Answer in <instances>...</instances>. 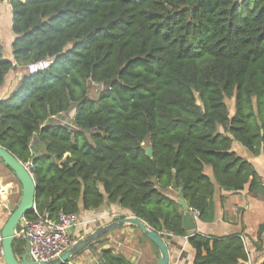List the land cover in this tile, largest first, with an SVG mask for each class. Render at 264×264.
Returning a JSON list of instances; mask_svg holds the SVG:
<instances>
[{"label": "trees", "instance_id": "16d2710c", "mask_svg": "<svg viewBox=\"0 0 264 264\" xmlns=\"http://www.w3.org/2000/svg\"><path fill=\"white\" fill-rule=\"evenodd\" d=\"M8 2L15 38L12 58L0 41V86L15 67L24 73L0 99V144L31 164L36 209L26 217L117 205L164 239L188 237L193 264H250L242 234L187 232L166 190H181L210 223L217 189H264L234 149L238 142L264 155V0ZM39 60L51 64L28 72ZM263 231L264 223L259 238ZM25 246L17 237L18 257ZM97 255L102 264H133L113 247Z\"/></svg>", "mask_w": 264, "mask_h": 264}, {"label": "crops", "instance_id": "0c3cea01", "mask_svg": "<svg viewBox=\"0 0 264 264\" xmlns=\"http://www.w3.org/2000/svg\"><path fill=\"white\" fill-rule=\"evenodd\" d=\"M14 38L11 5L8 0L0 1V41L4 46V52L8 58H12V43ZM23 73L24 71L21 67H15L10 71L4 84L0 86V99L8 97L15 90ZM71 113L73 114L72 117H74L73 110ZM65 116H62L61 120ZM234 149L240 155L245 154L244 147L238 142L234 143ZM242 156L244 157V155ZM245 158L255 165L262 177L261 186L264 187V155H249ZM12 184L13 186L11 187H0V236L3 225L10 216L9 205L16 207L21 197V189L19 190L15 183ZM166 193L178 199L179 191L176 189L170 188L166 190ZM218 193L225 196L223 205H225L226 210L222 208V201L220 198L218 200L216 191V219L213 222L206 223L198 218L196 233L215 235L240 233L247 244L250 254V264H262L264 261V231L261 238H259L258 230L259 226L264 223V197L257 192L250 193L249 184L239 194L232 195V192L227 191H220ZM229 209L230 213L226 212ZM121 210L117 205L104 204L100 209L84 211L80 215V223L72 229V235H74L76 240L83 238L97 227L110 223L111 219L109 216L111 212ZM106 237L105 243L102 245L98 244L96 251L94 249H86L80 255L73 258L71 262L76 264H102V260L97 255V252H100L102 248L108 247H113L116 252L122 253L133 264H153L155 259L156 262L158 260V248L157 254L155 251L153 252L150 244L152 242L150 240H148L149 243L144 242L141 230L135 226L126 225L122 228H117L109 232ZM166 239L171 256L170 264H193L195 250L189 244L188 237L167 234ZM0 264H6L4 258H0Z\"/></svg>", "mask_w": 264, "mask_h": 264}, {"label": "water", "instance_id": "95a60500", "mask_svg": "<svg viewBox=\"0 0 264 264\" xmlns=\"http://www.w3.org/2000/svg\"><path fill=\"white\" fill-rule=\"evenodd\" d=\"M149 156L153 155L150 148H147ZM0 158L8 166L21 184V197L16 207L9 205L10 216L3 225L1 237L3 245V258L6 264H63L75 257L78 253L88 248L98 238L105 234L126 225L138 227L158 248V260L156 264H170L171 256L168 244L164 237L152 229L145 221L140 218L127 215L108 224L97 227L95 230L86 234L83 238L66 250L60 257L51 261L37 262L30 257V243L25 240L26 246L24 253L18 257L14 252V242L17 238L16 230L21 220L26 214L36 209L37 184L32 174L31 168L19 160L12 152L0 144ZM181 192V190H179ZM178 202L182 207L184 229L189 232H196L198 229L197 219L191 212L188 202L178 195Z\"/></svg>", "mask_w": 264, "mask_h": 264}, {"label": "built area", "instance_id": "2783aa9c", "mask_svg": "<svg viewBox=\"0 0 264 264\" xmlns=\"http://www.w3.org/2000/svg\"><path fill=\"white\" fill-rule=\"evenodd\" d=\"M50 64L51 60H39L29 63L26 69L34 73L48 68ZM191 212L196 219L199 218L198 211L191 208ZM79 223L80 215L78 214L61 212L58 218L54 219L49 212L37 213L36 219L25 216L21 220L16 236L29 241L31 259L37 262L51 261L60 257L77 242L71 231ZM3 255L2 237L0 236V258H3Z\"/></svg>", "mask_w": 264, "mask_h": 264}, {"label": "rangeland", "instance_id": "374dc122", "mask_svg": "<svg viewBox=\"0 0 264 264\" xmlns=\"http://www.w3.org/2000/svg\"><path fill=\"white\" fill-rule=\"evenodd\" d=\"M97 90H98L97 85L93 84L92 85V89H91V96L92 97H94L97 94ZM233 103H234L233 100H228V104H229V107L231 109V114H233V112H234V109H233V105L234 104ZM71 112L69 114H67L63 118L64 124H67L68 121H70V120H66V119L72 117L73 114ZM72 118H70V119H72ZM244 150H245V154H242V155H244V157H247L249 155L253 156L245 147H244ZM207 172L210 173V168L209 167L207 168ZM261 180H262V177H261ZM12 183H15L16 186L19 188V190L21 189V184L18 181V179L16 178V176L6 167V165L3 162L0 161V187H4V186H10L11 187V186H13ZM220 191H221L220 189H217V197H218V200L220 198V200L222 201V208L223 209L225 208V210H226L225 205H223L225 196L220 195L218 193ZM257 193L260 194V195H262V193H263V196H264V189L262 190L261 187H260V190L257 191ZM236 194H239V193H236ZM232 195H234V194H232ZM220 210H221V207H220ZM226 212L230 213V209L227 210ZM226 212H224V214H226ZM121 215H124V211L123 210H121V211H113V212H111V215L109 216V218L111 219V222H112V221H115L118 218H120ZM142 238H143L144 242L149 243L148 239H145V237H142ZM121 240H122V238H121ZM165 240H167V239L165 238ZM150 244H151V248L153 249V252L155 251V253L157 254V247L154 244H152V243H150ZM153 264H156V259L154 260Z\"/></svg>", "mask_w": 264, "mask_h": 264}]
</instances>
